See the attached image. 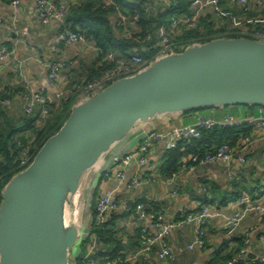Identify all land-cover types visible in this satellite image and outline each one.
I'll list each match as a JSON object with an SVG mask.
<instances>
[{
  "label": "water",
  "instance_id": "water-1",
  "mask_svg": "<svg viewBox=\"0 0 264 264\" xmlns=\"http://www.w3.org/2000/svg\"><path fill=\"white\" fill-rule=\"evenodd\" d=\"M234 106L264 108L262 42L192 45L76 105L2 190L0 264H73L79 183L103 153L155 116Z\"/></svg>",
  "mask_w": 264,
  "mask_h": 264
},
{
  "label": "crops",
  "instance_id": "crops-1",
  "mask_svg": "<svg viewBox=\"0 0 264 264\" xmlns=\"http://www.w3.org/2000/svg\"><path fill=\"white\" fill-rule=\"evenodd\" d=\"M37 0H23L17 17V22L11 20V10L8 0H0V43L15 50L18 58L23 61V77L32 85H40L46 88L50 106L57 105L53 99V88L47 81L48 69L41 65V61L57 60L65 64L59 76L69 75L72 80L81 77L82 69L93 63V53L78 45L58 47L57 27L55 25L43 26L37 22L35 3ZM56 4L79 7L88 2L98 0H49ZM127 4L121 8L120 13L135 9L134 0H124ZM150 4V12L162 11L161 7L167 5L163 0H146ZM227 4L228 0H222ZM134 4V5H133ZM143 4V8H144ZM125 16V15H124ZM71 24V23H69ZM29 32V38L22 41L21 32ZM124 33V31H123ZM55 46L57 51H52ZM119 57V54H117ZM10 61H0V100L8 89H14L21 85V80L11 74ZM10 107L0 105V115L6 120H12L21 116L23 101L18 98H10ZM235 107V106H234ZM233 107L205 108L185 113H173L155 116L149 120L138 123L131 132L121 141L112 145L95 162L92 169L84 175L79 183L77 194V246L72 254L76 260L80 254L81 244L90 232V226L95 213V200L98 191L108 194L116 189L115 198L127 200L131 210L123 219L115 221L117 229L116 238L120 240L119 255L123 258L134 253L138 248L137 234L139 224L135 221L134 206L144 203L154 213H163L168 220H176L185 211H197L209 206L212 212L206 224V245L203 250L189 249L193 237V228L184 226L181 229L170 231L166 241L173 256L172 260H159L156 253H152L144 264H225L238 253L239 249L246 247L248 253L244 257V263L257 262L264 257V221L257 218L254 213H249L241 222L240 227L232 234L227 235L223 230L224 221L230 218L237 207L232 205L242 194L251 196L256 200H264V129L244 127V133L238 135L234 147V157L229 164L200 163L193 168L180 172L174 182L166 185L157 183L153 186H143L129 191L127 189L128 178L134 173L131 167L125 171L126 179L120 184L116 182H103V173L110 169L112 158L123 155L138 148L144 136L150 132L169 135L174 129L191 125L197 116L208 119L221 120L227 116L237 118H252L256 116L257 109L252 111H238L234 116L229 112ZM259 108V107H257ZM251 138L253 143L242 152L240 146L244 138ZM168 140L156 142L149 153V163L154 169V178L160 173V167L164 163L165 148ZM238 157H244L246 163L240 165ZM233 180H229V176ZM175 184V186L173 185ZM178 188L177 195H173ZM207 189L204 193L203 189ZM150 233L155 230L149 222L145 221ZM114 245L108 247V252L113 251ZM137 264V263H136ZM143 264V263H142Z\"/></svg>",
  "mask_w": 264,
  "mask_h": 264
},
{
  "label": "built area",
  "instance_id": "built-area-1",
  "mask_svg": "<svg viewBox=\"0 0 264 264\" xmlns=\"http://www.w3.org/2000/svg\"><path fill=\"white\" fill-rule=\"evenodd\" d=\"M23 0H8L11 10L12 22H17L18 13ZM165 0H163V3ZM71 5V4H70ZM70 5H61L53 3L49 0H37L35 3V13L37 22L40 25H55L57 27V42L66 46L78 45L93 53L94 59L101 54V50L94 44L91 39L85 38L82 34H76L68 30L65 24V18L69 12ZM104 7H113L114 14L110 16L112 23L116 27H121L125 34L137 31L138 16L128 18L119 12L115 3L111 0L104 1ZM150 4L144 5L146 12L150 11ZM209 16L211 23L216 28L223 27L226 31L221 36H240L241 38L251 39L264 43V0H228L224 4L222 0H192L188 13L180 16H174L169 19L168 30H161L157 44L156 52L151 58H145L140 52H132L127 59H117L114 53H107L100 61V65L104 64V70L97 78L86 79L81 76L78 80H72L69 75L59 76L62 69L65 68L63 62L57 60L41 61V65L47 67V81L53 88V99L56 104L67 102L71 109L76 105L96 96L106 87L117 80L133 76L153 62L164 57L182 53L181 43H176L175 38L181 35L183 31L200 29L199 22L202 18ZM117 20V22H116ZM116 22V23H115ZM3 22L0 19V25ZM22 41L25 43L29 38V32L23 30L21 32ZM55 46L51 47L52 51H57ZM0 61H10L12 64L11 74L13 77L21 80V86L24 91H17L13 94V98L23 101L21 113L32 116L38 110L39 119L37 125L42 127L50 115L48 106V98L46 88L40 85H32L23 77L22 64L23 61L18 58L15 50H9L5 44L0 43ZM12 101L10 99L0 101V105L10 107ZM224 127H249L264 129V108L258 110V116L252 118H237L227 116L224 119H208L197 116L191 125L174 129L169 135L157 132L147 133L138 148L123 155H116L112 158L110 169L103 173V182H123L127 177L125 171L129 168L134 169V173L128 178L127 189L129 191L140 187L153 186L157 183L166 185L174 182L177 175H173L170 179L162 177L161 174L154 178L153 166L149 163V153L152 146L156 142L168 140L165 151H169L182 142L184 145H191L194 141L201 138V134L205 130ZM264 140V136H263ZM253 143L251 138H244L239 151H243L246 147ZM234 148L225 143L211 152L207 153L202 160L196 156L188 155L183 160L180 172L191 169L200 163H222L229 164L234 157ZM35 156L26 154L20 166L23 170L30 165ZM189 161L191 166L187 167L185 163ZM238 163L243 165L246 163L244 157H238ZM229 180L233 177L230 175ZM207 189H203L207 193ZM116 189L105 194L98 191L95 200V213L92 224L102 226L108 222L110 215L116 213L121 216L130 212L131 206L127 200H118L115 198ZM179 189L176 188L173 195H177ZM232 205L237 207L235 213L224 221L223 230L229 236L232 235L241 225L243 219L249 214L254 213L257 218L264 221V200H256L254 197L242 194ZM135 221L139 224L138 230V248L126 258L117 257L115 259L101 258L99 256L101 243L98 237L91 231L87 234L82 242L84 251L77 257L82 264H136L147 262L152 253H156L159 260H172L173 256L168 248L166 238L170 231L178 230L184 226L193 228V237L189 249L203 250L206 245V224L212 212L209 206L202 207L197 211H185L178 219L168 220L163 213H154L150 211L144 203L140 202L134 206ZM151 222L155 232H149L145 221ZM90 226V230H91ZM104 230V228H100ZM248 253L247 248H241L238 253L229 262L225 264H234L244 260ZM259 264H264V257L257 260Z\"/></svg>",
  "mask_w": 264,
  "mask_h": 264
},
{
  "label": "trees",
  "instance_id": "trees-1",
  "mask_svg": "<svg viewBox=\"0 0 264 264\" xmlns=\"http://www.w3.org/2000/svg\"><path fill=\"white\" fill-rule=\"evenodd\" d=\"M104 1L88 2L79 7L70 5L69 12L65 18V24L69 31L82 34L85 38L91 39L101 50L99 57L93 59V63L82 69L81 76H84L86 79L100 76L101 72L106 68L104 64L100 65V60L107 53H114L119 60L127 59L134 51L140 52L145 58H151L156 52L160 31L168 30L169 19L171 17L187 14L192 0H166L168 3L166 6L161 7L162 11L154 13L144 10L143 4L147 3L146 0H134V4L137 3L135 9L122 11V14L128 18L138 16L137 31L130 34L123 33L121 27H116L112 23L110 16L114 14L113 7L106 9L103 5ZM111 1L121 8L127 4L124 0ZM199 25L200 29L183 31L179 37L175 38L176 43H181L182 48L180 51L183 52L192 45H201L215 39L241 38L235 35L221 36L226 30L223 27L216 28L211 23L209 16L202 18ZM6 47L11 50L8 46ZM117 54H119V57ZM17 91H24L23 86L19 85L17 88L8 89L4 94V98H6L3 100L12 98L13 94ZM48 106L50 108V115L42 127L36 124L39 119L38 110L32 116L21 114L20 117L12 120H6L0 115V204L1 193L4 187L23 170L20 166L22 158L26 154L35 156L45 141L61 128L72 111L70 104L67 102H61L55 106H50L48 102ZM226 109H229V112L236 116L238 115V111L259 110L260 107L235 106ZM257 116L258 111L255 117ZM243 129L244 127L214 128L203 131L201 138L194 141L191 145H184L182 142H178L175 148L165 153L164 163L160 167L162 177L170 179L173 175L179 174L183 160L188 155L196 156L199 160H202L207 153L225 143L234 148L238 135L244 133ZM185 165L189 167L192 163L187 161ZM124 216L114 213L110 215L106 224L99 227L91 225L90 231L98 237V241L101 243L99 253L101 258L115 259L121 257L118 247L120 240L116 238L117 229L114 226L115 221L123 219ZM100 228H104V230ZM88 241L84 242L87 243ZM83 243L81 244L80 253L84 251L85 243ZM113 245L115 249L109 253L108 247ZM72 263L82 264L78 257ZM234 264L246 263L240 261ZM250 264H259V262Z\"/></svg>",
  "mask_w": 264,
  "mask_h": 264
}]
</instances>
